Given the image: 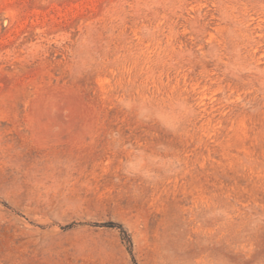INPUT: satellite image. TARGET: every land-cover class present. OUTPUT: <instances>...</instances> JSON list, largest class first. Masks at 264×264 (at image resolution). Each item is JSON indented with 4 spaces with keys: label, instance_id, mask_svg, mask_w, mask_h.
<instances>
[{
    "label": "rangeland",
    "instance_id": "rangeland-1",
    "mask_svg": "<svg viewBox=\"0 0 264 264\" xmlns=\"http://www.w3.org/2000/svg\"><path fill=\"white\" fill-rule=\"evenodd\" d=\"M0 264H264V0H0Z\"/></svg>",
    "mask_w": 264,
    "mask_h": 264
}]
</instances>
